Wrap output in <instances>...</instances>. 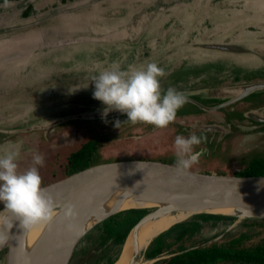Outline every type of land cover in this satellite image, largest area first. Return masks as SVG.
I'll return each mask as SVG.
<instances>
[{
  "label": "rangeland",
  "instance_id": "rangeland-1",
  "mask_svg": "<svg viewBox=\"0 0 264 264\" xmlns=\"http://www.w3.org/2000/svg\"><path fill=\"white\" fill-rule=\"evenodd\" d=\"M113 62L162 67V90L187 97L175 122L116 128V119L127 120L118 113L105 123L92 79ZM244 85L258 87L236 98L235 87ZM191 134L207 138L194 146L203 154L193 171L233 175L264 158V0H0V146L22 142L21 171L39 153L42 185L61 179L72 152L90 138L98 142L93 165L175 163V137ZM243 219L200 221L195 235L217 240L247 230L251 242L260 240L264 234ZM107 230L101 223L92 228L68 264H108L120 243ZM3 249L0 264H7ZM169 255L139 254L134 264Z\"/></svg>",
  "mask_w": 264,
  "mask_h": 264
},
{
  "label": "clouds",
  "instance_id": "clouds-1",
  "mask_svg": "<svg viewBox=\"0 0 264 264\" xmlns=\"http://www.w3.org/2000/svg\"><path fill=\"white\" fill-rule=\"evenodd\" d=\"M8 6V0H5ZM165 70L154 62L139 67L129 65L122 69L113 62L94 76L93 98L103 105L101 119L107 123V116L112 111L126 115L127 120L116 119L114 127L123 123H143L156 128H166L175 122L177 111L187 102L184 93L173 87L162 90L160 78ZM87 87V86H85ZM205 136L191 134L188 137L177 135L174 140L176 160L175 173L178 177L191 175L190 169L199 163L203 150L194 151V146L206 141ZM22 142L0 146V203L7 215H0V247L7 244L14 222L25 232L40 225H49L57 215V206L53 198L42 187L39 167H43L44 156L34 153L32 164L26 170L19 169ZM63 217L71 221L78 216L76 206L68 204L63 210Z\"/></svg>",
  "mask_w": 264,
  "mask_h": 264
},
{
  "label": "water",
  "instance_id": "water-1",
  "mask_svg": "<svg viewBox=\"0 0 264 264\" xmlns=\"http://www.w3.org/2000/svg\"><path fill=\"white\" fill-rule=\"evenodd\" d=\"M243 94L244 92L236 98L242 96ZM236 98L231 97L230 100H235ZM204 109L210 108L205 107ZM118 113L119 112L108 115ZM214 127L219 128L218 126ZM174 164L175 163L151 159H130L98 163L94 165L92 164L81 170L68 174L61 179L42 185V187L52 198L69 190L75 191V202L72 204L76 206L78 216L83 212H87L94 206V202H96L101 195L102 190L110 182L123 179L137 180L146 183H164L180 189V191L176 192L154 195V197L151 196L153 199L168 201L170 199L180 198V195L195 194L205 198L209 202L222 201L238 204V206H241L242 208L241 212L237 214H224L227 216L237 217V221L249 217L264 219V175L201 173L190 169L191 175L195 177L193 179L189 177L190 174L178 177L175 173ZM172 207L174 206H168V208ZM131 208L144 207H128L126 209ZM148 208L150 209L130 228L122 243L119 256L112 264H115L121 259L124 247L126 243H128L133 230L145 224L148 218L156 216L161 209L160 207L154 206H147L146 209ZM119 211L122 210L120 209L95 222L80 236H76V234L71 231V228H69V221L64 219L62 232L55 238L54 241L61 239V243L66 247L65 251L58 255V251L54 248V244L48 243L49 246L47 249L45 246V249H43L42 254L39 256L37 263L68 264L78 242L92 228ZM73 221H71V223ZM24 231V229L19 227L18 221L14 222V227L9 233L10 238L7 245L3 247L7 248V264H20ZM150 242H148L147 245L143 242L141 246L139 245L133 249L129 256V264H133V258L139 255V253H145ZM54 254L55 258L49 263H46L47 255L51 256Z\"/></svg>",
  "mask_w": 264,
  "mask_h": 264
},
{
  "label": "bare ground",
  "instance_id": "bare-ground-1",
  "mask_svg": "<svg viewBox=\"0 0 264 264\" xmlns=\"http://www.w3.org/2000/svg\"><path fill=\"white\" fill-rule=\"evenodd\" d=\"M88 39V38H84ZM90 39V38H89ZM261 86V85H259ZM258 85L235 87L240 90V94L257 88ZM238 95V96H239ZM180 191L177 187L164 183H146L137 180H114L110 182L103 190L99 198L94 202V206L87 212L80 214L72 223L71 231L80 236L85 233L89 227L104 217L128 207H160L156 216L147 219L145 224L135 228L124 247L120 260L115 264H129L130 253L142 243L147 245L159 233L165 231L173 224L180 222L197 213L207 212L214 214H230L241 212V206L229 202H209L205 198L195 194L180 195V198L170 199L168 201L153 199L151 196L162 195L165 193ZM75 191L69 190L53 198L57 206V215L49 225H40L31 231L25 232L22 240V253L20 264H38L37 260L42 254L43 249L54 244L58 255L65 251L66 247L61 243V239L55 238L61 234L64 217L62 210L75 202ZM175 204V205H173ZM168 206H174L168 208ZM0 215H7L4 208L0 209ZM7 245V244H6ZM4 247V246H3ZM3 247H0V251ZM4 250V249H3ZM140 255L142 253H139ZM138 256V255H137ZM137 256L133 258L135 263ZM55 258V254L46 258L49 263ZM137 264H143L141 261Z\"/></svg>",
  "mask_w": 264,
  "mask_h": 264
},
{
  "label": "trees",
  "instance_id": "trees-1",
  "mask_svg": "<svg viewBox=\"0 0 264 264\" xmlns=\"http://www.w3.org/2000/svg\"><path fill=\"white\" fill-rule=\"evenodd\" d=\"M97 145L98 142L90 138L72 152L69 157V174L92 165ZM235 174L264 175V158L252 160L245 169ZM148 210L144 208L122 210L101 222L103 228L110 231V235L116 234L115 239L120 243L117 255L108 264H112L118 258L130 228ZM133 217L134 219H131ZM226 218L235 220L234 216L198 213L190 219L177 222L159 233L150 242L145 251V258L151 259L170 253L168 257L158 260L156 264H264V236L257 242H251V234L247 230L232 235L226 233L217 240H212L213 237L204 238L202 235H195L200 221L212 220L214 224H219ZM127 221L129 223L123 229L122 225ZM241 225L250 226L249 228L256 227L257 233L264 234V219L246 218ZM175 246L177 249L174 248Z\"/></svg>",
  "mask_w": 264,
  "mask_h": 264
},
{
  "label": "flooded vegetation",
  "instance_id": "flooded-vegetation-1",
  "mask_svg": "<svg viewBox=\"0 0 264 264\" xmlns=\"http://www.w3.org/2000/svg\"><path fill=\"white\" fill-rule=\"evenodd\" d=\"M218 108H220L221 106H224V104H219V105H215Z\"/></svg>",
  "mask_w": 264,
  "mask_h": 264
}]
</instances>
